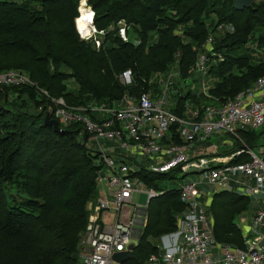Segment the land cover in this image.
Masks as SVG:
<instances>
[{"label":"trees","instance_id":"trees-1","mask_svg":"<svg viewBox=\"0 0 264 264\" xmlns=\"http://www.w3.org/2000/svg\"><path fill=\"white\" fill-rule=\"evenodd\" d=\"M80 1L0 0V73L19 71L38 86L0 85V264H77L87 205L96 196L99 153L86 146L85 133L83 142L78 140L80 123H59L56 131L44 122L51 104L39 89L69 104L157 90L150 75L164 71L180 50L179 72L187 80L210 34L208 74L215 79L210 93L219 103L264 77V0H251L242 10L234 9L232 0H86L94 26L106 32L99 48L77 30ZM119 22L139 41L123 40ZM223 24L231 31L216 33ZM151 31L157 32L155 41L147 42ZM127 71L132 79L125 85L119 76ZM189 92L178 93L176 113L182 115ZM241 136L253 147L259 134L247 130ZM173 140L179 142L175 134ZM137 175L147 185L166 176L144 170ZM250 202L226 189L213 193L210 211L218 242L244 247L238 219ZM184 208L179 189L151 198L146 225L121 264H146L159 250L153 240L175 231Z\"/></svg>","mask_w":264,"mask_h":264},{"label":"built area","instance_id":"built-area-1","mask_svg":"<svg viewBox=\"0 0 264 264\" xmlns=\"http://www.w3.org/2000/svg\"><path fill=\"white\" fill-rule=\"evenodd\" d=\"M119 23L122 24L120 36L127 41L126 24ZM220 29L222 25L216 30ZM92 32L86 37L81 33L80 36L93 40L94 36H104L106 33L93 25ZM212 40L213 34H210L202 44L186 83L181 74L176 82L177 75L173 73L174 77L168 74L157 91L148 89L138 95L124 93L118 100H88L78 104L66 103L63 97H51L45 90L39 89L47 96L51 116L58 124L80 123L86 138L94 141L96 150L93 151L99 153L102 164L97 185L106 183L110 193V197L102 195L98 198L88 215L77 264H120L114 260V253L127 251L130 244H135L131 242L135 233L138 238L141 235L147 222L149 200L165 190L157 188L154 180L147 185L137 173L130 171V154L139 153L151 160L144 169L149 174L173 177L177 172L183 174L182 177L190 172L205 174L204 180L190 179L178 188L179 200L185 208L176 219L175 231L170 234L181 237L182 244L172 248L157 245L158 252L152 254L146 264H217V261L222 264H264V232L244 240V247L218 242L213 234V214L206 212L198 200L204 195L199 191V185L204 182L218 188L216 191L226 189L252 198L258 203L253 221L264 230V150L248 146L241 136L243 131L264 126V77H259L233 99L219 103L210 93L215 79L211 76L208 81L211 55L207 52L213 54ZM100 45L98 41L95 42L96 48ZM212 57V61H215L216 57ZM217 59H222L220 54ZM197 80L200 83L195 82ZM188 83L190 88L186 87ZM0 85L38 88L36 82L16 70L1 72ZM174 85H177V93H184L186 89L204 100V103L196 106L191 116L188 117L183 111L182 115L176 113L177 107L162 109L163 102H168V90ZM184 108H187V104ZM173 134L179 142L173 140ZM214 135L226 137L222 139V144L228 148H232L234 143H238L239 147L225 153L212 144L207 154H191L196 143L206 142ZM243 155L248 159L233 161ZM241 176L252 179V182L242 181ZM137 181H140V188L136 187ZM135 191L147 194L145 205L132 204V193ZM207 194L211 199L213 193ZM128 207L131 211L123 219V211ZM107 212L115 216L112 221L104 218ZM213 248L217 257L213 256Z\"/></svg>","mask_w":264,"mask_h":264},{"label":"rangeland","instance_id":"rangeland-1","mask_svg":"<svg viewBox=\"0 0 264 264\" xmlns=\"http://www.w3.org/2000/svg\"><path fill=\"white\" fill-rule=\"evenodd\" d=\"M14 1H16V0H14ZM17 1H21V0H17ZM79 9L82 10V12L79 10L80 11L79 12V16H81V19H76L75 25L77 27L78 26V22H79L80 25L82 23L86 24V28L89 30L88 33L84 34L85 37H86L87 35H91L90 33L92 32V24H93V16H94V14H92L91 8H89V6L87 5L86 0H85V3H84V8H81V1H80ZM91 14H92V16H91ZM117 26H118V35L120 36L119 29L122 28V24L118 23ZM77 30L80 31L78 29V27H77ZM220 30H216V33L220 32L219 34H224L226 32L231 31V28L229 27V25L223 24L222 25V29H220ZM80 33L83 34L82 32H80ZM156 33H157L156 31H151L148 34L147 42H154L155 38H156ZM92 34H93V32H92ZM102 37L103 36H94L93 37L94 38L93 42L95 43V42L98 41L99 43H101L102 39H103ZM126 38H127V40L128 39L132 40V42H134V43L139 41L138 35L133 34L132 32H130V35H127ZM179 51L180 50H178L175 53L174 60L168 65V67L164 71L160 72L159 74H155L156 73L155 72V73L150 75V77L148 78L149 79L148 81H149L150 85H152L154 88L156 87L157 89H160L162 87L163 80L166 78V76L168 74H171L174 77L173 73L177 75V78H176V82H177V79L180 77L179 66H178ZM130 74H128V72H125L124 74H122L120 76V81H121V83L123 82L122 84H125V85L129 84L130 78H131ZM210 80H211V76H208V81L210 82ZM195 82L200 83L199 80H197ZM70 86L74 87L73 85H70ZM176 87H177V85H174L168 90V97H167L168 102L167 103H166V101L163 102V104L161 106L162 109H164V110H172V109H175L176 107H178L177 102H179V100H180L179 99L180 95L176 92V90H175ZM150 89L153 90V91H157V90H154L152 87H150ZM182 102H183V106L184 107H185L186 104L188 106L187 108L183 107L182 111L188 117L191 116V113L194 110H196V106L193 104L194 100L191 99L190 101H187L186 98H184ZM221 138H226V137H222V136H218L217 135V136H214L213 138H211V140L214 141L215 145L217 147H219V151L220 152L222 150L226 149L225 147H223L220 144ZM78 140L83 142V140H84V132H82V131L80 132V134L78 135ZM85 141H84V143L86 144V146L88 148H91L92 150H96L94 148V141H92L89 138H86ZM101 141H103V140H101ZM209 146L210 145L208 144V147L205 148L202 151L210 150L211 146L210 147ZM202 151L200 153H202ZM130 159L131 160L129 162V166H130V171L132 173H137L139 168H141V170L146 169L149 166V164L151 163V160L149 159V157L146 156L145 154H142V153L130 154ZM182 176H183V174H181L180 172H177L175 174V177L170 176V175L155 177L154 178V184L157 186V188H161V189H164V190L178 189V188H180V186L183 183L187 182L190 179H195V180L201 181V180H204V178H205V174H199V173H195V172H190L187 175H184V177H182ZM240 178H241L242 181H244L246 183H251L252 182V179H250L248 177L241 176ZM139 183H140V181L136 182V187L137 188H140V184ZM216 190H218V188H216L213 185H210V184H208L206 182L201 183L199 185V191L204 193V195H201L198 198V200L203 205V208H204V210L206 212H209L211 210L210 209L211 199H210V197H208L207 193H209V194L211 193L212 194ZM12 191H13L12 188L9 189L8 190V194L11 193ZM109 197H110V193H109ZM147 200H148V197H147V194L145 192L135 191V192L132 193V198H131L132 204L145 205L147 203ZM250 200H251V202H250V208H251L252 205H253V202L255 200L252 199V198H250ZM136 241H137V239H135V238H133L131 240L132 243H136ZM79 250H81V247L79 248Z\"/></svg>","mask_w":264,"mask_h":264},{"label":"crops","instance_id":"crops-1","mask_svg":"<svg viewBox=\"0 0 264 264\" xmlns=\"http://www.w3.org/2000/svg\"><path fill=\"white\" fill-rule=\"evenodd\" d=\"M183 81H184V83H186L187 80L183 79ZM196 85L198 86V83H196ZM186 87L190 88V83H188L186 85ZM185 91H187V90L186 89L183 90V92H185ZM191 99L194 100L193 104L195 106H197L196 102L200 101L199 97H195V94H191ZM191 99H189V101ZM202 103H203V100L198 105H201ZM192 114H193V112L191 113V115ZM255 131L259 134V136L256 139V143L254 144L253 148H255L256 150H260V149L264 150V126L261 127L260 129L255 130ZM214 136H217V135H214ZM214 136H212L211 138H213ZM211 138L208 141H206V142L196 143L195 146L192 148V151H191L192 153L191 154H193V155H201V154L209 153L211 151V149L208 150V151H202V150L207 148L208 144L210 146L212 144L215 145L214 141H212ZM222 139L223 138H221V140H220V144L227 149L228 148L227 145H223L222 144ZM216 148H217V150H219V147L216 146ZM226 149H224V150H226ZM201 151H202V153H200ZM102 195L109 196V191H108V187H107L106 183H102V184L98 185L95 198L88 203L87 209H88L89 214L92 212V209H93L94 205L97 203L98 198H100ZM257 206H258V203L255 200L253 202L252 207L249 208L245 213H243L238 219V223H239L240 229L242 231V235L244 237V240H246V239H248L250 237H253L255 235H258V234L262 235L263 232H264L263 228L261 226L256 225L254 223V221H253V216H254V213H255V210H256ZM130 211H131L130 207H128V209L126 208L123 211V214H122L121 217L123 219H126L127 216H128V213H130ZM104 218L107 221H112L115 218V216L112 215V213L107 212V213L104 214ZM136 234L137 233H135V239L138 238V235H136ZM153 242L156 245L161 246L163 248H172V247H175V245L182 244V238L173 236L172 234H168V235H164V236H162L160 238L154 239ZM136 243H137V241H136ZM213 251H214L213 252V256L217 257V253H215L216 250L214 248H213ZM217 264H222V263L217 261Z\"/></svg>","mask_w":264,"mask_h":264},{"label":"water","instance_id":"water-1","mask_svg":"<svg viewBox=\"0 0 264 264\" xmlns=\"http://www.w3.org/2000/svg\"><path fill=\"white\" fill-rule=\"evenodd\" d=\"M250 5H251V0H232V6L236 10H242L245 7H249ZM89 8L91 7L89 6ZM51 114H52V109L49 106L44 116V122L47 125H52L54 129L58 131L60 129L59 124L56 119L51 117ZM143 211L145 212L146 208H144ZM133 248H134V244H130L128 251L115 252L113 255L114 260H116L117 262L121 264L122 262H124L126 259H128L132 255Z\"/></svg>","mask_w":264,"mask_h":264},{"label":"bare ground","instance_id":"bare-ground-1","mask_svg":"<svg viewBox=\"0 0 264 264\" xmlns=\"http://www.w3.org/2000/svg\"><path fill=\"white\" fill-rule=\"evenodd\" d=\"M84 3H85V0H82L81 1V8H84ZM91 16H92V14H91ZM77 27L80 30V32L83 33V35L89 32V30L86 28V24L85 23H82L80 25L79 22H78V26Z\"/></svg>","mask_w":264,"mask_h":264}]
</instances>
